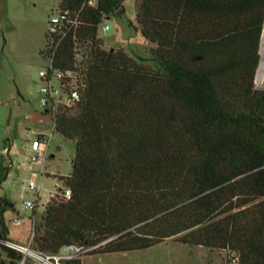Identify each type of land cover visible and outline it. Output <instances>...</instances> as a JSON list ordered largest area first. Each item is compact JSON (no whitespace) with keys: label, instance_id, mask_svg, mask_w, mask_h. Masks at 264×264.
I'll use <instances>...</instances> for the list:
<instances>
[{"label":"trees","instance_id":"trees-1","mask_svg":"<svg viewBox=\"0 0 264 264\" xmlns=\"http://www.w3.org/2000/svg\"><path fill=\"white\" fill-rule=\"evenodd\" d=\"M96 1L60 3L81 16L53 68L86 88L55 116L75 144L73 173L59 177L72 196L44 206L34 249L56 255L80 244L108 256L176 239L225 252V264H264V90L255 85L264 0H137L131 26L152 46L148 59L103 48L99 28L125 15L126 0ZM9 172L1 159L0 186ZM11 211L0 196L4 242ZM20 260L0 244V264Z\"/></svg>","mask_w":264,"mask_h":264},{"label":"rangeland","instance_id":"rangeland-1","mask_svg":"<svg viewBox=\"0 0 264 264\" xmlns=\"http://www.w3.org/2000/svg\"><path fill=\"white\" fill-rule=\"evenodd\" d=\"M136 1L126 0L125 15L112 16L105 21L110 30L99 38L103 48L124 49L131 56L150 58V48L142 35L132 26L136 24ZM61 0H0V160L10 167L8 179L0 186V196L8 197L16 211L7 215L11 241L27 244L31 239L33 212H24L26 201H37L36 192L27 187L34 178L31 170L30 143L40 135L49 137V159L46 172L56 176H37L41 185L36 222L41 221L44 206L51 193L63 183L59 177L73 173L75 144L66 141L55 128L54 123H34L28 120L30 112L42 111L41 90L46 84L41 72L50 68L47 59L41 56L46 49L49 24L60 7ZM264 56V34L261 46V64ZM261 66V65H260ZM260 69V68H259ZM256 88L264 90V78L255 79ZM58 88V83L54 82ZM35 172L40 168L32 166ZM21 217L18 226L13 220ZM167 244L150 250L116 256L84 257L85 264H225L227 255L222 251L194 249L169 239ZM83 258V259H84ZM82 260V259H81Z\"/></svg>","mask_w":264,"mask_h":264},{"label":"built area","instance_id":"built-area-1","mask_svg":"<svg viewBox=\"0 0 264 264\" xmlns=\"http://www.w3.org/2000/svg\"><path fill=\"white\" fill-rule=\"evenodd\" d=\"M61 3V2H60ZM87 5L90 7H96V0H87ZM81 13H74L70 9L62 10L60 7L57 14L51 19L49 24L48 34L51 38L50 46L48 49L47 59L50 63V68L41 72V78L44 86L41 90L42 107L43 112L50 113L55 120L56 114L61 107H73L76 106L82 99V92L86 88V81L83 78L73 77L71 73L65 74L61 71H56L53 68L54 57L58 47L63 40L72 31L76 30L80 22ZM104 35L110 30V26L105 22L100 26ZM99 28V30H100ZM76 53V67L79 68V64L82 61V53L78 49V45L75 48ZM69 80V81H68ZM54 82L58 83V88L54 86ZM55 124V121H54ZM50 138L45 135H40L37 139H34L30 143V164L31 170L34 172V178L27 187L28 192L37 193V201H26L24 206V212H34L38 203L41 201L40 191L41 185L37 183V176L41 178L44 175L56 176L54 172H46V164L49 159L48 151L50 148ZM32 166L40 168L39 172H35ZM72 196V190L64 185H60L56 188L54 193H51L48 202L54 199L62 198L69 200ZM20 214V212L18 213ZM33 223V230L31 233V239L27 244H20L14 241H2L0 244L10 248L21 254L20 264H68L76 260L83 259L90 255L94 248H87L80 244H70L62 248L59 254H44L36 251L33 247L34 241V226L36 219L31 217ZM13 222L20 226L23 224L21 217L13 220Z\"/></svg>","mask_w":264,"mask_h":264},{"label":"water","instance_id":"water-1","mask_svg":"<svg viewBox=\"0 0 264 264\" xmlns=\"http://www.w3.org/2000/svg\"><path fill=\"white\" fill-rule=\"evenodd\" d=\"M24 1V0H22ZM28 120L30 122H34V123H40V122H50V123H54V117L46 112L43 111H39V110H35L30 112L29 116H28Z\"/></svg>","mask_w":264,"mask_h":264},{"label":"bare ground","instance_id":"bare-ground-1","mask_svg":"<svg viewBox=\"0 0 264 264\" xmlns=\"http://www.w3.org/2000/svg\"><path fill=\"white\" fill-rule=\"evenodd\" d=\"M260 76H261V79L263 80V78H264V56H263L262 64H261L260 69H259V77Z\"/></svg>","mask_w":264,"mask_h":264},{"label":"crops","instance_id":"crops-1","mask_svg":"<svg viewBox=\"0 0 264 264\" xmlns=\"http://www.w3.org/2000/svg\"><path fill=\"white\" fill-rule=\"evenodd\" d=\"M148 59V58H147ZM167 244V243H166ZM194 249H206V248H201V247H199V248H194ZM135 253V252H134ZM127 254H130V253H123V254H112V255H108V256H116V255H127ZM92 257V256H91ZM93 257H95V256H93ZM87 258V257H86ZM86 258H84V259H82V264H85V259Z\"/></svg>","mask_w":264,"mask_h":264}]
</instances>
